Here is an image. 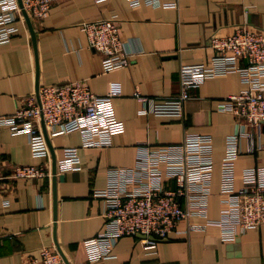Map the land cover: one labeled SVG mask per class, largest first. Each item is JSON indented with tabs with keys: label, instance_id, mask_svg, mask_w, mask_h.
I'll use <instances>...</instances> for the list:
<instances>
[{
	"label": "crops",
	"instance_id": "crops-1",
	"mask_svg": "<svg viewBox=\"0 0 264 264\" xmlns=\"http://www.w3.org/2000/svg\"><path fill=\"white\" fill-rule=\"evenodd\" d=\"M170 5L132 6L128 0H56L43 20L34 21L37 52L26 22L9 42L0 43V115L13 113L39 85L81 80L97 94L112 97L125 131L109 144L83 146L78 131L50 136L57 161L64 148L79 147L80 170L56 174L57 219L54 218L53 156H32L29 135L0 130V264H24L27 255L44 245L61 250L70 264H264V223L233 240L221 238V228L183 234L192 221L219 218L224 175L222 160L227 136L237 130L233 114L220 111V99L240 92L239 72L207 78L191 90L182 117L142 113L137 93L162 100L180 90L183 64L208 63L210 37L236 24L264 28V0H162ZM1 12V7H0ZM116 16L130 63L106 71L102 53L89 44L82 24ZM37 65L39 74L37 73ZM187 133L213 136L212 194L205 216L181 221L177 232L150 245L140 235L122 236L113 257L90 261L86 239L105 228L106 200L97 191L107 187L112 171L136 162L139 146L178 144ZM261 148L250 150L240 140L233 184L243 185L246 168L264 165V126L256 138ZM50 165L51 174L37 179L15 177L16 164ZM165 165V163H163ZM170 187L174 178L164 176ZM184 208L188 207L182 200Z\"/></svg>",
	"mask_w": 264,
	"mask_h": 264
},
{
	"label": "built area",
	"instance_id": "built-area-1",
	"mask_svg": "<svg viewBox=\"0 0 264 264\" xmlns=\"http://www.w3.org/2000/svg\"><path fill=\"white\" fill-rule=\"evenodd\" d=\"M55 1L23 0V3L36 21L48 15ZM128 2L135 7L171 4L162 0ZM0 7V43H5L19 31L18 22L25 19L18 0H0ZM82 28L90 46L102 53L104 70L119 69L130 63L116 16L84 22ZM208 46L213 51L208 63L181 65L180 90L175 96L156 100L137 93V98L144 103L142 113L182 117L193 88L207 78L240 73L243 89L218 102V109L233 114L237 122L236 132L227 136L222 160L220 217L192 221L182 231L189 235L218 225L222 230L221 238L233 240L240 233L264 223V165L246 168L243 185L235 188L233 184L241 138L249 140L251 151L262 147L256 138L260 137L264 126V28L236 24L230 31L213 34ZM43 121L50 136L80 132L83 146L109 144L112 136L125 131V122L118 117L112 97L95 93L81 80L40 85L39 94L34 92L13 113L0 115V130L8 128L13 134H28L32 156L49 158ZM81 168L79 147H65L63 157L57 161V171ZM213 168L211 134L187 133L178 144L139 146L135 164L115 168L107 187L97 191V195L106 200V223L102 232L84 241L89 260L113 257V247L122 236L145 235L144 240L155 245L157 239L177 232L181 221L194 215L205 216L212 194ZM13 171L15 177L31 179L51 174L48 162L16 164ZM164 176L174 178L176 185L168 186ZM1 177L0 171V181ZM183 199L188 203L186 208ZM24 264L68 263L56 246L44 245L29 253Z\"/></svg>",
	"mask_w": 264,
	"mask_h": 264
},
{
	"label": "water",
	"instance_id": "water-1",
	"mask_svg": "<svg viewBox=\"0 0 264 264\" xmlns=\"http://www.w3.org/2000/svg\"><path fill=\"white\" fill-rule=\"evenodd\" d=\"M18 2H19V5L21 7L22 14L24 16L25 22L27 23V25H28V27H29V29L31 31L32 39H33V44H34V47L36 49V55H38V52H37V36H36V31L37 30H36V27L34 25L33 18L29 15L28 11L26 10V8L24 6V3H23V0H18ZM37 73L39 74V67H38V65H37ZM39 86H40L39 85V79H37V93L38 94H39ZM42 125H43L44 134L46 136V139L48 141V144H49V147L51 149L52 156H53V165L52 166H53L54 197H55V204H54V212L55 213H54V218L56 220L57 219V199H56V190L55 189H56V178H57L56 177V174H57V158H56V155L54 153V148H53V146L51 144L50 137H49V134H48V131H47V127H46V124H45L44 121H43ZM140 236L145 237V235H140ZM150 238L153 239L152 236H150ZM67 263L70 264L69 262H67Z\"/></svg>",
	"mask_w": 264,
	"mask_h": 264
}]
</instances>
